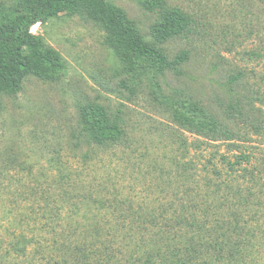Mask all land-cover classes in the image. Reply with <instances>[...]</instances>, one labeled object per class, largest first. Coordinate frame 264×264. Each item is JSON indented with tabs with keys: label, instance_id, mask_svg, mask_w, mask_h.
Returning a JSON list of instances; mask_svg holds the SVG:
<instances>
[{
	"label": "trees",
	"instance_id": "1",
	"mask_svg": "<svg viewBox=\"0 0 264 264\" xmlns=\"http://www.w3.org/2000/svg\"><path fill=\"white\" fill-rule=\"evenodd\" d=\"M134 1L155 15L148 27L152 42L107 0L0 1V93L17 94L28 75L47 81L66 71L62 56L32 27L61 14L86 19L104 33V44L131 73L133 86L149 82L181 133L171 137L182 155L169 158L168 169H151L162 183L154 196L137 201L76 191L79 169L57 168L50 188L30 194L36 198L11 199L0 214V264H255L264 245V155L241 146L263 133L264 115L259 120L228 104L219 117L180 92L163 95L158 78L180 75L188 54L170 60L161 45L189 32L191 20L165 0ZM78 121L77 145L104 150L126 137L120 116L97 104L81 107ZM187 133L197 138L190 144L204 159L200 164L184 158L191 146L182 135ZM217 143L232 159L218 151L202 156L204 144ZM255 159L258 164L249 167ZM15 202L22 212L14 211Z\"/></svg>",
	"mask_w": 264,
	"mask_h": 264
},
{
	"label": "rangeland",
	"instance_id": "2",
	"mask_svg": "<svg viewBox=\"0 0 264 264\" xmlns=\"http://www.w3.org/2000/svg\"><path fill=\"white\" fill-rule=\"evenodd\" d=\"M107 1L124 10L144 40L152 42L148 27L154 14L143 11L134 0ZM165 2L184 12L191 26L189 32L161 45L170 60L182 51L188 54L180 75L166 72L158 78L161 93L171 96L180 92L219 117L228 104L237 105L261 120L264 0ZM30 31L62 56L66 71L47 81L28 75L17 94L0 93V214L11 199L36 198L37 193L50 188L59 168L65 173L71 167L79 169L76 191L85 188L93 195L115 194L130 201L154 196L162 182L151 169H168V159L182 160V155L171 137V132L181 133L169 111L153 98L149 82L133 86L131 73L104 44V33L86 19L61 14ZM91 104L120 116L126 132L120 145L104 150L77 145L79 109ZM237 126L249 132L247 127ZM182 135L188 144L197 140L188 133ZM252 138L241 147L264 155V131ZM193 144L184 158L200 164L204 159L192 150ZM204 147L205 158L216 151L227 153L224 144ZM227 154L232 159V153ZM258 162L252 160L249 167ZM46 192L50 196L52 190ZM31 193L36 196L30 197ZM13 207L23 211L17 202ZM257 252L255 264H264V245Z\"/></svg>",
	"mask_w": 264,
	"mask_h": 264
}]
</instances>
